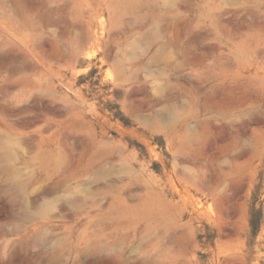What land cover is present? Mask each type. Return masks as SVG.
Here are the masks:
<instances>
[{
	"label": "rangeland",
	"instance_id": "rangeland-1",
	"mask_svg": "<svg viewBox=\"0 0 264 264\" xmlns=\"http://www.w3.org/2000/svg\"><path fill=\"white\" fill-rule=\"evenodd\" d=\"M0 264H264V0H0Z\"/></svg>",
	"mask_w": 264,
	"mask_h": 264
},
{
	"label": "bare ground",
	"instance_id": "bare-ground-1",
	"mask_svg": "<svg viewBox=\"0 0 264 264\" xmlns=\"http://www.w3.org/2000/svg\"><path fill=\"white\" fill-rule=\"evenodd\" d=\"M93 30H94V29H93ZM94 31H95V30H94ZM94 31H93V32H94ZM96 31H97V30H96ZM94 34H95V33H94ZM96 34H97V33H96ZM91 36H92V39H94V38H95V37L93 38V34H92ZM90 38H91V37H90ZM95 39H96V38H95ZM89 40H90V39H89ZM96 40H97V39H96Z\"/></svg>",
	"mask_w": 264,
	"mask_h": 264
}]
</instances>
